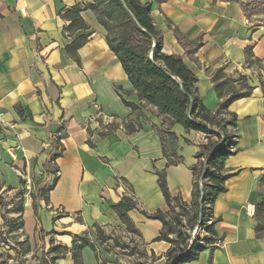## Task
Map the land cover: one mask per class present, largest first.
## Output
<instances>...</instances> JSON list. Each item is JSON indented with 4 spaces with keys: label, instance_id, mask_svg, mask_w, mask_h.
Here are the masks:
<instances>
[{
    "label": "crops",
    "instance_id": "crops-1",
    "mask_svg": "<svg viewBox=\"0 0 264 264\" xmlns=\"http://www.w3.org/2000/svg\"><path fill=\"white\" fill-rule=\"evenodd\" d=\"M140 1L151 6L163 51L183 54L187 68L198 78L196 95L207 109L217 108L220 102L211 81L218 68L231 78L244 75L253 88L250 96L228 107L237 115L232 128L237 135L235 152L224 163V170L231 174L225 182L227 190L212 206L221 244L183 264H264V207L258 216L256 213L264 200V14L248 17L241 7L264 0ZM88 2L0 0V109L5 122L15 123L13 129L0 132V200L9 209L6 217L20 216L23 221L20 229L5 233L0 207V233L24 257H32L34 247L40 245L46 252L52 232L56 243L70 248L72 237L93 225L102 230L120 226L125 231L114 210L119 204L139 231L136 239L147 254L152 251L159 256L170 246L163 240L153 241L161 222L141 213L167 210L155 172L164 171L172 197L189 202L193 187L190 167L205 136L174 124L170 130L175 140L166 141L173 148L164 155L158 132L163 121L154 107L143 108L140 127L134 132L124 128L123 119L132 115V109L121 102L114 85L133 89L91 11L81 12L89 28L75 33L90 34L78 50L80 64L65 51L71 37L64 32L67 22L59 13ZM174 29L182 33L183 44ZM196 41L201 42L196 52L186 54ZM123 98L139 105L134 93ZM98 107L105 117L97 115ZM14 134L19 135L22 147L15 149V160L6 150L13 146ZM53 155L57 157L51 160ZM173 157L180 161L169 164ZM55 179L47 204L36 198L35 212L30 193L36 195ZM20 193L23 210L16 213L13 206ZM124 198L135 207L129 210ZM1 236L0 256L7 254L12 260V249L6 250L10 248ZM24 240L27 252L19 244ZM81 259L83 264H99L90 247L82 249ZM56 262L74 264L70 252Z\"/></svg>",
    "mask_w": 264,
    "mask_h": 264
},
{
    "label": "trees",
    "instance_id": "trees-1",
    "mask_svg": "<svg viewBox=\"0 0 264 264\" xmlns=\"http://www.w3.org/2000/svg\"><path fill=\"white\" fill-rule=\"evenodd\" d=\"M241 7L248 17L253 14H264V1L242 3ZM150 9L149 3H142L140 0H89L84 6L75 4L67 8L60 12L59 16L67 22L63 29L65 34L71 37L65 45V51L78 64H80L78 50L90 36L88 33H82L79 36L75 34L79 30L89 28L81 12L91 11L105 33L107 47L119 61L133 89L124 90L121 86L114 85L121 102L132 109V115L123 119L124 128L128 132H134L140 127V118L144 116L143 108L154 107L163 121L158 132L164 155L167 154V139L170 142L175 140V133L170 130L172 125L178 124L183 130H193L204 134L206 140L199 144V150L193 155L196 162L190 167L193 187L189 202L170 195L166 186V174L163 170H158L155 172L157 185L161 189L167 210L141 212L144 217L161 222L159 235L153 241L163 240L170 246L159 256H155L152 251L148 255L143 249L140 257L144 260L149 258L153 262L157 261V264H183L197 260L204 249L215 248V242L221 240L216 237L214 224L217 218H213L212 206L215 198L227 190L225 182L231 174H227L224 170V163L228 156L235 152L233 143L237 135L230 133L227 127H235L237 115L229 112L228 107L234 101L250 96L253 88L246 84L244 75L240 74L236 78H231L224 73L223 68H218L213 71L211 81L220 102L217 108L207 109L201 98L196 95L195 84L198 78L187 68L183 54H167L163 51L162 34L154 24L153 17L150 16ZM174 30L178 42L183 44L182 33ZM200 45L201 42L196 41L186 49L185 53L196 52ZM245 53L248 58L251 57L250 48L245 49ZM233 83L239 84L240 87L236 88ZM131 93L136 95L139 105L125 101L123 98V95ZM59 137L57 136V139ZM57 155H53L51 160ZM179 161L178 158L173 157L169 160V164H177ZM22 182H24L23 179ZM55 182L56 179L51 185L40 188L36 195L33 192L30 193L35 212L37 211L36 198L47 204L49 190L53 188ZM20 196L16 205L13 206V211L16 213H21L23 210L22 193ZM124 201L128 204L129 210L135 207L131 200L124 198ZM0 207L3 209L2 217L7 227L5 233H12L23 226L20 216L17 218L5 216L4 213L9 209L1 200ZM263 207L264 200L258 204L257 216ZM114 210L125 225V231L139 236V231L127 216V210L119 204L114 206ZM208 220L210 223H207ZM259 225L256 226L257 230L261 228ZM194 228L197 231L192 237ZM200 229H204L202 235L199 232ZM102 233V229L97 225L88 227L86 231L72 237L70 248L56 243L50 237L48 259L46 261L45 258H41L40 264H57L56 260L65 257L67 252H70L74 264H83L81 251L84 247H90L98 261V252L93 238L100 244L103 239ZM41 234L46 235L47 232H41ZM2 240L7 243L6 236L3 235ZM26 242L24 240L19 243L24 246L22 249L25 252L29 250ZM138 264L145 263L141 261Z\"/></svg>",
    "mask_w": 264,
    "mask_h": 264
},
{
    "label": "rangeland",
    "instance_id": "rangeland-1",
    "mask_svg": "<svg viewBox=\"0 0 264 264\" xmlns=\"http://www.w3.org/2000/svg\"><path fill=\"white\" fill-rule=\"evenodd\" d=\"M227 129L230 133H233L232 128L227 127ZM166 145L167 150H171V148H173V145L169 142H167ZM102 232L103 239L100 241V244L93 238L95 247L97 248L98 252L99 264H138L141 261H143L145 264L158 263L157 261L153 262L149 258H147L146 260L142 259L140 255L143 252L144 246L141 245L140 242H138L134 234H130L129 232L124 231L120 226H109L103 228ZM199 232L202 235L204 229H200ZM51 234V237L54 239L55 235L53 234V232ZM7 245L10 249L5 248L6 250H11L13 248L11 247V242L9 243L7 241ZM34 249L35 251L32 257H24L23 255H19V252H17V250L12 249L11 252L12 254H14L12 260L11 258L9 259L7 254H4L3 256H0V264H40L41 258H45V260L47 261V251L49 250V248L48 250H46V252L45 248H43L41 245L39 247H34ZM37 253L40 254L37 255Z\"/></svg>",
    "mask_w": 264,
    "mask_h": 264
},
{
    "label": "built area",
    "instance_id": "built-area-1",
    "mask_svg": "<svg viewBox=\"0 0 264 264\" xmlns=\"http://www.w3.org/2000/svg\"><path fill=\"white\" fill-rule=\"evenodd\" d=\"M96 112H97V115L98 116L101 115V116H104L105 117V114L103 113L102 109H100V107L97 108ZM14 126H15V123L14 124H11V123H7V122L4 121V119H3V112L0 109V132H2V131L5 132L6 130L13 129ZM14 136L16 137L15 138L16 140L14 141L13 146H8L6 148V150L9 152V154L11 155V157H12L13 160H15V158H16L15 149H17V148L22 149L21 144L19 143V139H20L19 135L18 134H14ZM205 140L206 139L204 138V141ZM207 223H210V220H208ZM196 231H197V229H194L192 231V233H191L192 237L195 235ZM220 244H221V242L218 241V240H217V242H215V246L220 245ZM6 248H8L7 245H6Z\"/></svg>",
    "mask_w": 264,
    "mask_h": 264
}]
</instances>
